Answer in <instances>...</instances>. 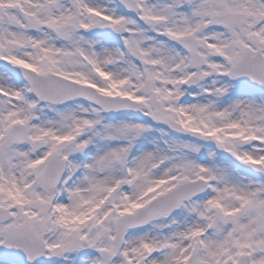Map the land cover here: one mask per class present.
Returning a JSON list of instances; mask_svg holds the SVG:
<instances>
[{"label": "snow or ice", "instance_id": "6c2138e0", "mask_svg": "<svg viewBox=\"0 0 264 264\" xmlns=\"http://www.w3.org/2000/svg\"><path fill=\"white\" fill-rule=\"evenodd\" d=\"M0 264H264V0H0Z\"/></svg>", "mask_w": 264, "mask_h": 264}]
</instances>
